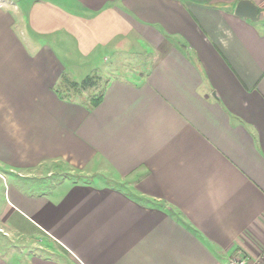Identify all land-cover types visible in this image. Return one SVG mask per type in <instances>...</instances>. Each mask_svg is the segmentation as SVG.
Here are the masks:
<instances>
[{"label":"crops","instance_id":"1","mask_svg":"<svg viewBox=\"0 0 264 264\" xmlns=\"http://www.w3.org/2000/svg\"><path fill=\"white\" fill-rule=\"evenodd\" d=\"M239 1L0 0V264L258 255L264 0H247L254 22L234 14ZM120 54L144 57L145 71L109 77L99 104L58 90L78 83L74 68ZM44 163L106 172L45 188L28 179ZM15 231L57 252H22Z\"/></svg>","mask_w":264,"mask_h":264},{"label":"rangeland","instance_id":"2","mask_svg":"<svg viewBox=\"0 0 264 264\" xmlns=\"http://www.w3.org/2000/svg\"><path fill=\"white\" fill-rule=\"evenodd\" d=\"M146 63L147 60L144 57L129 54L105 57L101 62H98V65L95 66L96 69L94 67L93 72H90L86 65L74 68L72 72H76L75 78L78 81L77 87L73 86L74 82H71L67 78H62L58 84V90L61 91L62 95L71 96L87 104H92L101 94L105 82L109 77L114 75L125 76L131 73L135 75L143 73L146 68ZM102 172H106L103 167H97L92 173H87L73 170L65 164L44 163L37 169L31 171L28 179L37 186L48 188L51 186H58L63 182H89L93 177H102ZM3 191V184L0 180V199L2 201H4ZM15 235L20 238L11 236L10 245H13L22 252L39 250L45 255H53V252H57V247L54 242L47 238H43V236H38L37 233L34 234L30 231H24L23 233L21 231H15L14 236Z\"/></svg>","mask_w":264,"mask_h":264},{"label":"water","instance_id":"3","mask_svg":"<svg viewBox=\"0 0 264 264\" xmlns=\"http://www.w3.org/2000/svg\"><path fill=\"white\" fill-rule=\"evenodd\" d=\"M234 14L237 17L245 18L253 22L259 20L261 16L258 7L247 0L238 2Z\"/></svg>","mask_w":264,"mask_h":264},{"label":"built area","instance_id":"4","mask_svg":"<svg viewBox=\"0 0 264 264\" xmlns=\"http://www.w3.org/2000/svg\"><path fill=\"white\" fill-rule=\"evenodd\" d=\"M226 264H264V247L255 257H247L241 252L234 253Z\"/></svg>","mask_w":264,"mask_h":264},{"label":"trees","instance_id":"5","mask_svg":"<svg viewBox=\"0 0 264 264\" xmlns=\"http://www.w3.org/2000/svg\"><path fill=\"white\" fill-rule=\"evenodd\" d=\"M73 86L77 87V83H73ZM100 101H101V94L94 100V102L92 103V105H97V104L100 103Z\"/></svg>","mask_w":264,"mask_h":264}]
</instances>
